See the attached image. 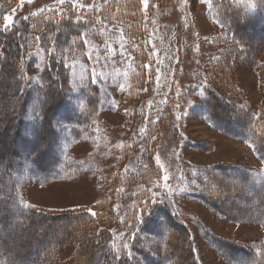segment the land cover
<instances>
[{
    "label": "rangeland",
    "instance_id": "1",
    "mask_svg": "<svg viewBox=\"0 0 264 264\" xmlns=\"http://www.w3.org/2000/svg\"><path fill=\"white\" fill-rule=\"evenodd\" d=\"M258 3L0 0V264H264V43L220 11Z\"/></svg>",
    "mask_w": 264,
    "mask_h": 264
},
{
    "label": "trees",
    "instance_id": "2",
    "mask_svg": "<svg viewBox=\"0 0 264 264\" xmlns=\"http://www.w3.org/2000/svg\"><path fill=\"white\" fill-rule=\"evenodd\" d=\"M222 3V2H221ZM220 3V5H221ZM219 5V6H220ZM220 11L222 13H224L223 15L225 16L226 19H228L229 21V34L240 43L241 46L245 47L246 50V54L248 55L250 52H254V50L256 49V47L259 45V48L261 47L260 42L258 41H262L261 43H264V4H257L255 7H251V10L249 7L247 6H236V7H226V6H220ZM246 8V9H245ZM1 32V31H0ZM21 32V30H20ZM1 34V33H0ZM251 35V36H249ZM1 37V36H0ZM260 37L259 40L254 42V38ZM3 38V37H2ZM17 38V37H16ZM27 39V33L26 32H21V36L19 39ZM263 38V39H262ZM21 42L18 43L17 40H15V38H13V40H10V45L9 42L7 43L6 40H2L0 42V44L3 45V49H9V47H12L13 50L17 49L18 45ZM3 53V52H2ZM59 62V61H58ZM58 62L55 65V68L58 66ZM15 67H17L16 65H14ZM52 72V70H50ZM55 74H58L55 71ZM7 76V74H5ZM1 76V74H0ZM2 78H0L1 80ZM53 86V85H52ZM52 92V91H51ZM6 94V93H4ZM6 96V95H5ZM225 101L221 98L217 99V107H214L215 112L218 113V109L220 108V110L224 111L225 113H228V115H224L223 119L225 120H230L229 122H232L230 124H234L233 122V117H230L232 115L231 112H233L234 110H236V108L232 107H228V104L224 103ZM231 110V112H230ZM230 112V113H229ZM222 113V112H219ZM259 151H262V149L264 148V140L263 143L259 146H257ZM6 169H9V166H5ZM219 170H221V167L219 168ZM218 177H224L225 174H221V175H217ZM247 173L244 172L243 170L238 169V172H235L233 174H230V180H233L235 186H236V195H239L240 193L242 194H246L245 196H247L245 199H247L249 197V195H253V198L255 200L256 205H258L260 207V209L256 210V214L254 215L256 218H252V219H257L260 220L262 218V205H263V201H264V194L262 195L263 192V188L261 187V185H257L256 187L254 185H249V182L246 178ZM7 185L10 193L9 195H11V198L13 197V192L15 191L14 188H12L10 185H8L7 183L5 184L4 182L2 183V187H5ZM6 187V189H7ZM251 187L252 190L254 192H251ZM1 188V187H0ZM7 189V190H8ZM240 191V192H238ZM11 198H8V201L11 200ZM7 200H3L4 203L8 202ZM213 201V200H211ZM2 203V204H4ZM216 201H213V204L215 205ZM3 211H0V215ZM6 213V212H5ZM39 214V213H38ZM76 215H79L76 214ZM86 215H89V213H86ZM5 218L7 217L6 215H3ZM253 216V217H254ZM257 216H261V217H257ZM67 218V217H66ZM177 223V222H175ZM23 228H25L24 225H22ZM101 233V232H100ZM103 233V232H102ZM99 243L97 248L95 249L98 253L99 252H103V255H108V253L110 251H112V249L108 248V246H106L107 242H109V240L111 239V237H107L106 234H99ZM181 238H179L180 240ZM188 240V238H186V241ZM90 243V242H89ZM188 243V242H187ZM187 243L185 244L186 246V250H188V246ZM103 244V245H102ZM97 252L94 253L93 255V260H95L94 262H92V264H98L97 260H98V254ZM7 254V253H6ZM2 258V256H0V259ZM10 259L13 258L12 255H10L9 257ZM3 259V258H2ZM9 260V259H8ZM129 259L125 258L123 255H120L118 257V260L114 263V264H128ZM4 264V263H3Z\"/></svg>",
    "mask_w": 264,
    "mask_h": 264
},
{
    "label": "snow or ice",
    "instance_id": "3",
    "mask_svg": "<svg viewBox=\"0 0 264 264\" xmlns=\"http://www.w3.org/2000/svg\"><path fill=\"white\" fill-rule=\"evenodd\" d=\"M253 7H255V5H253ZM10 19V18H9ZM29 207H31V205H28Z\"/></svg>",
    "mask_w": 264,
    "mask_h": 264
}]
</instances>
